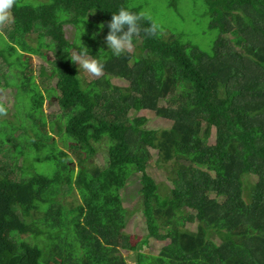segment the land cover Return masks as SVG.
Segmentation results:
<instances>
[{
    "label": "trees",
    "instance_id": "trees-1",
    "mask_svg": "<svg viewBox=\"0 0 264 264\" xmlns=\"http://www.w3.org/2000/svg\"><path fill=\"white\" fill-rule=\"evenodd\" d=\"M192 1L201 3L207 29L218 33L210 51L183 35L165 36L159 27L156 36L142 32L133 50L117 57L107 48L108 22L122 6L141 12L140 6L129 0H18L14 23L0 34V68L6 69L0 79L2 88L14 89L12 115L18 127L33 120L39 128L31 129L34 136L45 128L36 116L45 97L30 59L50 51L53 60L37 77L54 82L63 120L57 130L64 146L77 145L85 163L75 170L66 151L43 133L52 141L43 159L27 151L22 164L5 168L4 160H17L19 150L12 135L16 121L11 124L0 142V153L13 150L0 161V264H128L117 246L128 218L126 166L142 184V243L159 245L156 253H137L135 264H264V0ZM65 24L74 30L71 40ZM33 32L35 47L27 39ZM80 41L89 55L105 58L104 74L125 84L107 88L91 80L82 88L70 60ZM171 53L175 63L165 59ZM140 111L168 125L150 128ZM1 122L6 128L11 123ZM36 136L29 147L38 156L43 144ZM100 144L107 146L104 164L91 174L87 163ZM150 160L169 167L166 190L149 173ZM38 161L50 171L33 165ZM74 190L80 202L68 205L63 196ZM186 223L193 232L183 230ZM24 229L30 237L20 236ZM68 231L78 246L70 257Z\"/></svg>",
    "mask_w": 264,
    "mask_h": 264
},
{
    "label": "rangeland",
    "instance_id": "rangeland-1",
    "mask_svg": "<svg viewBox=\"0 0 264 264\" xmlns=\"http://www.w3.org/2000/svg\"><path fill=\"white\" fill-rule=\"evenodd\" d=\"M43 1V0H38ZM45 1V0H44ZM133 6H140L142 8V12H144L147 16H150L153 21H155L160 29L161 32L168 36L169 34L174 35H183L187 41H191L192 43H195L199 46L202 50L205 52L210 51V48L212 46V42L214 41L215 37L217 36L216 31H211L207 29V19L203 17L202 10H201V3H193L192 0H178L176 10L174 6L172 5V0H129ZM179 13H176V12ZM9 28V25L6 26L3 29L2 35L5 34V31ZM64 36L71 40L74 36V30L72 26L65 24L63 27ZM36 34L33 32L30 34V36L27 38L30 42L29 44L33 47L36 46L37 40H36ZM74 52V51H73ZM72 52V54H73ZM175 54L171 53L167 56H165V59L168 62L175 63ZM53 60V56L51 55L50 51H42V53L38 55H31V64L34 69V75L36 76V81L38 84H40V89L45 97L44 104L42 107L36 112V116L38 118H43L45 120V128H43V131L39 132V134L36 136V141L40 142L44 145H40L39 148V155L36 156L33 149L29 146L32 145V142L30 139L35 138L34 134L32 133L31 129L39 130L37 126L34 125L35 122L33 120L28 121L24 127H18V120L17 118L13 117L14 108L12 107L11 103L13 101V95H14V89L10 87H4V81L3 79H0V97L6 98V104L8 105L9 111L8 115L5 117L10 120L11 123L8 124L9 127L6 128V122L0 123V142L4 141V138L6 139V134L10 135L11 133V124L13 125L16 121L15 125H17L16 132L12 133L13 137H15V142L18 145L19 150H16V158L10 157L6 160H4V166L8 169V165L12 167H17L20 164H22L24 158L26 157L25 153L28 151L30 153H33L32 156L34 157H40V159H43L46 155V150L48 144H51L52 141L45 140L43 138V133L50 134L52 136L53 142H55V147L58 150H64L66 153L72 158V167L77 170V168L85 163V158L83 153H81L74 143H67V145L64 146L63 143V137L61 130H57L59 126L62 127V118L58 120V116H60V112L58 111V104L56 101V95L57 91L54 87V82L43 80L37 77L38 70L42 66L44 68H48L51 61ZM78 67V65H77ZM5 68H0V75L2 73H5ZM79 78L82 82V88H84L88 82L91 80H97L98 82H101L104 84L107 88H110L111 86H122L125 84L123 81L116 79L114 77L108 76L104 74L100 78H93L87 75L86 73H83L81 70L78 69ZM11 80L18 81L16 78L11 77ZM22 100V99H21ZM19 100V102H21ZM162 104V102H161ZM165 105V104H164ZM22 109L19 113H23ZM18 116V118L24 117L23 115L15 114V116ZM138 116H144L149 120L148 127L153 129H159L166 127L168 124L165 122L162 118H157L152 112L148 111H140L137 113ZM19 121L23 122L22 119H19ZM52 124H53V130L52 131ZM57 124V126H56ZM13 130V127H12ZM26 135V136H24ZM7 144V143H6ZM6 144L3 145V147H6ZM43 148V149H42ZM107 146L106 144H100L98 146V153L91 158L89 163H87V170L91 174H95L99 171V169L103 166L104 160H105V154H106ZM13 153V150L11 148L6 149L3 148V153H0V161H2L6 154ZM21 154V155H19ZM155 159L154 157L152 158ZM153 160H150L148 171L149 173L155 178V180L159 183L161 190H166V188L170 185V182L168 180V176H170V173L168 172L169 167L159 165L155 163ZM33 163L34 166L39 165L38 168L40 170L49 172V167L42 165V163ZM126 169L129 173V182L124 187L122 191V200L123 205L125 209L128 211V218H127V224L124 231L120 234H118V240H117V246L119 250V254L123 256L128 264H135L136 262V255L139 252L142 253H156L159 245L154 243H148L144 242L142 243L143 239L146 237L147 231H146V223L145 219L141 212V206L139 204V191L142 188L141 181L136 174V172L126 166ZM64 202H66L68 205L69 203L77 204L80 202L79 195L76 190L72 191L70 195L65 194L63 196ZM37 216V215H36ZM194 225L192 223H186L183 227V230L186 232H193ZM20 236L23 237H30L31 233H28L26 229L20 232ZM67 241H68V248L66 257H70V255L74 254L78 250L77 241L75 236L72 234V232L67 233ZM48 264H57L56 260L52 261H45Z\"/></svg>",
    "mask_w": 264,
    "mask_h": 264
},
{
    "label": "clouds",
    "instance_id": "clouds-1",
    "mask_svg": "<svg viewBox=\"0 0 264 264\" xmlns=\"http://www.w3.org/2000/svg\"><path fill=\"white\" fill-rule=\"evenodd\" d=\"M18 0H0V34L3 29L14 23L12 9L17 5ZM148 20L149 26L142 28L141 21ZM108 33L105 37L108 50L114 56L131 52L134 48V38H139L143 32L146 36H156L159 32V25L151 20L144 12L132 11L131 5L119 8L117 13H113L108 22ZM81 50L74 51L71 61L78 65V69L90 77L100 78L104 75L106 60L103 56L89 55V50L81 43ZM2 91V90H0ZM8 105L6 98L0 97V118L8 115Z\"/></svg>",
    "mask_w": 264,
    "mask_h": 264
}]
</instances>
